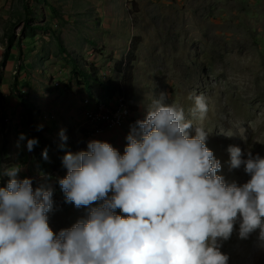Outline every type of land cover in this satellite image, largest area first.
<instances>
[{
  "label": "rangeland",
  "instance_id": "rangeland-1",
  "mask_svg": "<svg viewBox=\"0 0 264 264\" xmlns=\"http://www.w3.org/2000/svg\"><path fill=\"white\" fill-rule=\"evenodd\" d=\"M137 42L134 96L110 99L101 82L121 81L116 63ZM18 90L34 102L31 112ZM161 92L188 119L190 97L206 98L202 126L206 146L221 164L217 175L228 184H245L250 176L243 165L231 168L228 148L240 147L244 158L248 152L264 157V0H0V187L9 180L4 171L19 166L18 178H29L33 190H52L47 216L53 232L73 227L89 209L66 202L59 184L69 153L59 148L61 130L88 144L115 129L101 141L123 155L131 126L145 119ZM116 97L131 109L133 103L131 117L118 128H96L85 100L91 106L110 101L107 108L116 112ZM193 125L200 122L193 119ZM21 133L27 139L38 134L31 151L27 140L17 147ZM116 214L126 215L119 209ZM258 237L259 229L241 239L237 222L220 249L228 264H264Z\"/></svg>",
  "mask_w": 264,
  "mask_h": 264
},
{
  "label": "clouds",
  "instance_id": "clouds-1",
  "mask_svg": "<svg viewBox=\"0 0 264 264\" xmlns=\"http://www.w3.org/2000/svg\"><path fill=\"white\" fill-rule=\"evenodd\" d=\"M167 96L161 92L145 119L131 126L123 155L92 140L87 151L63 157L67 175L59 184L66 202L89 209L69 229L55 234L49 227L50 188L33 190L29 178H18L19 166L4 171L0 264H228L220 249L237 222L241 239L259 229L264 241V157L248 152L244 158L240 147L229 146L231 168L243 165L250 179L242 186L225 183L206 146V98L190 97L188 119ZM60 135L67 139L63 130ZM24 140L29 151L38 143L21 133L17 147ZM43 155L47 159V149ZM97 201L103 203L91 207Z\"/></svg>",
  "mask_w": 264,
  "mask_h": 264
},
{
  "label": "trees",
  "instance_id": "trees-1",
  "mask_svg": "<svg viewBox=\"0 0 264 264\" xmlns=\"http://www.w3.org/2000/svg\"><path fill=\"white\" fill-rule=\"evenodd\" d=\"M138 42L136 44L131 45V49L127 56H125L121 61H118L116 63L117 70L121 74V81H113L108 80L106 82H101L102 88L108 95H114L117 93H120L121 96H123L127 100H131L134 91V61H135V52L137 50ZM86 76H89L86 74ZM14 88V86H13ZM17 96L20 98L22 103L27 107L28 111L31 112V108L34 106V102L29 101L27 98L23 97V94L20 90L16 91ZM48 132V131H47ZM37 133V131H36ZM38 134L35 135L36 139L38 138ZM67 139L64 140L59 147L60 150L64 153L67 149L72 154H77L81 151H87V147L85 143L81 141H78V139L75 136V133H69L67 135ZM48 139V138H46ZM7 147L6 144L2 147V152H6Z\"/></svg>",
  "mask_w": 264,
  "mask_h": 264
},
{
  "label": "built area",
  "instance_id": "built-area-1",
  "mask_svg": "<svg viewBox=\"0 0 264 264\" xmlns=\"http://www.w3.org/2000/svg\"><path fill=\"white\" fill-rule=\"evenodd\" d=\"M116 98H119V105H116V111L117 110H124V105H121V97H116ZM107 104H110V101L101 102L96 106L86 105L85 114L86 115H93V123L92 124L95 125L96 127L110 126L111 128H118L119 127V121L121 120V118H116V112L115 113H107ZM85 123L86 122H84V124Z\"/></svg>",
  "mask_w": 264,
  "mask_h": 264
},
{
  "label": "bare ground",
  "instance_id": "bare-ground-1",
  "mask_svg": "<svg viewBox=\"0 0 264 264\" xmlns=\"http://www.w3.org/2000/svg\"><path fill=\"white\" fill-rule=\"evenodd\" d=\"M118 94H120V93H117V94H114V95H118ZM112 96L113 95H110V99H112ZM101 100V99H100ZM97 102V101H96ZM96 102H94V103H96ZM121 105H124V110H117L116 111V118H121V120L119 121V125L122 123V122H124V121H126L131 115H132V109H133V103H132V109H131V107L129 106V105H127V104H125V103H123V102H121ZM127 111V112H126ZM107 113H115V112H113V111H111V109L110 108H107ZM89 120L90 121H92L93 122V115H89ZM96 127V126H95ZM101 127H103V128H107V127H110V126H101ZM96 128H98V127H96ZM115 130V129H114ZM77 136V135H76ZM77 139H78V137H77ZM81 141V140H80ZM83 142V141H82ZM84 143V142H83ZM85 145H88V144H86L85 143Z\"/></svg>",
  "mask_w": 264,
  "mask_h": 264
},
{
  "label": "crops",
  "instance_id": "crops-1",
  "mask_svg": "<svg viewBox=\"0 0 264 264\" xmlns=\"http://www.w3.org/2000/svg\"><path fill=\"white\" fill-rule=\"evenodd\" d=\"M106 97H107V94H105V98H106ZM112 98H113V100H114V99H115V96L113 95ZM96 101H98V100H94V102H96ZM85 102L87 103L86 105L91 106V103H88L86 100H85ZM80 104H81V103H80ZM74 115H75V114H74ZM75 119H77V113H76V115H75ZM112 130H114V129H111V130H108V131H112ZM108 131H106L102 136L97 137V138H95V139H93V140H99V141L103 140L104 135H105ZM107 136H108V134H107Z\"/></svg>",
  "mask_w": 264,
  "mask_h": 264
}]
</instances>
